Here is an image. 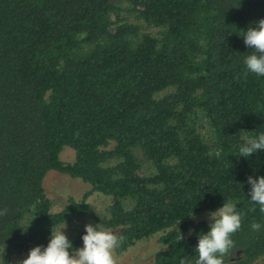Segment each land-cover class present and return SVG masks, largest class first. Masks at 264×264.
<instances>
[{
  "label": "trees",
  "instance_id": "16d2710c",
  "mask_svg": "<svg viewBox=\"0 0 264 264\" xmlns=\"http://www.w3.org/2000/svg\"><path fill=\"white\" fill-rule=\"evenodd\" d=\"M261 18L264 0H0L3 264L85 214L123 238L118 251L161 233L155 264H194L210 221L190 215L224 202L242 217L225 261L264 262V227L251 228L264 213L247 183L264 176V150L239 153L264 132V76L247 72L243 38ZM50 171L110 196L108 217L87 196L54 211Z\"/></svg>",
  "mask_w": 264,
  "mask_h": 264
},
{
  "label": "clouds",
  "instance_id": "9594fccd",
  "mask_svg": "<svg viewBox=\"0 0 264 264\" xmlns=\"http://www.w3.org/2000/svg\"><path fill=\"white\" fill-rule=\"evenodd\" d=\"M243 38L244 44L254 50L244 59L247 72L264 76V18L256 21L255 26H249ZM260 150H264V132L244 139L239 145L240 156L246 158ZM247 183L251 186L250 200L257 203L259 211L264 213V176H249ZM6 211H0V215L6 214ZM190 217L195 219L193 212ZM209 221V231L199 235L195 247L198 257L194 264H224L234 247L232 236L241 229L242 217L235 203L224 202L216 211L209 213ZM66 227L64 223L61 228L51 229L47 246L42 248L37 245L31 248L27 257L18 264H116L114 253L123 238L111 228L100 223L86 224V231L82 236L83 247L73 249L70 254L72 244L65 234ZM262 227L264 226L256 221L251 224L254 231H260ZM179 264H193V261L182 257Z\"/></svg>",
  "mask_w": 264,
  "mask_h": 264
},
{
  "label": "rangeland",
  "instance_id": "374dc122",
  "mask_svg": "<svg viewBox=\"0 0 264 264\" xmlns=\"http://www.w3.org/2000/svg\"><path fill=\"white\" fill-rule=\"evenodd\" d=\"M199 129L209 141L214 140V134L211 131L210 125L206 118L202 119L199 123ZM61 158L66 162L73 161L75 158V151L70 147H66L62 151ZM146 170H148V167L143 168L142 172H146ZM44 186L47 196L53 203L54 211L62 210L65 205L68 204L70 197L81 200L87 196L86 201L93 208V210L101 216V218H107L109 215V206L112 202L111 197L104 195L101 192H92L91 185L87 182H84L82 179L72 178L69 175L60 173L58 171H50L45 179ZM126 205L130 207L129 202H126ZM214 211L201 212L195 214L194 216L196 220H209V213ZM64 223L67 225L66 229L64 230L65 234L70 242H73L83 231L86 230V224L93 223V219L90 214L71 215L65 222L57 225L55 229L61 228ZM160 236L161 233L150 238L137 241L127 250V252L118 257V261H123V264L133 263V261H137L140 264H155L154 257L156 253L164 248L160 242ZM29 251L30 250L25 252L15 251L13 253L12 263L18 264L19 261L27 257ZM240 257L241 255L238 254L235 257L225 261L224 264H231L240 259ZM1 261L2 258L0 250V264ZM263 263L264 262L262 259L257 261L255 264Z\"/></svg>",
  "mask_w": 264,
  "mask_h": 264
},
{
  "label": "flooded vegetation",
  "instance_id": "af4514ba",
  "mask_svg": "<svg viewBox=\"0 0 264 264\" xmlns=\"http://www.w3.org/2000/svg\"><path fill=\"white\" fill-rule=\"evenodd\" d=\"M67 205V204H66ZM65 205V206H66ZM61 211V210H60ZM84 232L85 231H83L76 239H75V241H73V242H71V244H72V249H69V251H70V254H71V252H72V250L73 249H77V248H80V247H83V240H80V236L82 235V234H84ZM50 238H51V236H50ZM50 238H49V240H50ZM130 248V247H129ZM129 248H127L126 250H124V251H118L117 249L115 250V253H114V255H115V261H116V264H123V261L121 262H119L118 261V257L119 256H122L125 252H127V250L129 249ZM30 250V249H29ZM17 251V250H16ZM26 251H28V250H26ZM15 252V251H14ZM13 252V253H14ZM17 252H20V251H17ZM23 252H25V251H23ZM13 253H12V258H13ZM1 258H2V253H1ZM12 258H11V262H12ZM154 261H155V257H154ZM1 264H3V261H1ZM13 264V263H12ZM129 264H140V263H138L137 261H133V263H129Z\"/></svg>",
  "mask_w": 264,
  "mask_h": 264
}]
</instances>
